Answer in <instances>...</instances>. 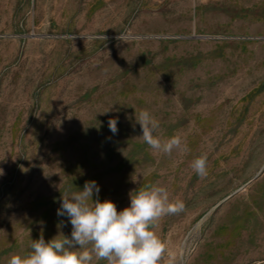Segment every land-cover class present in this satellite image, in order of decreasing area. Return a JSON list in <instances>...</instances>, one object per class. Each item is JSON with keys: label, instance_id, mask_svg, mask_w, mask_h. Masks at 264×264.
Wrapping results in <instances>:
<instances>
[{"label": "rangeland", "instance_id": "1", "mask_svg": "<svg viewBox=\"0 0 264 264\" xmlns=\"http://www.w3.org/2000/svg\"><path fill=\"white\" fill-rule=\"evenodd\" d=\"M141 109L187 150L150 149ZM0 169V264L70 237L61 195L92 180L118 211L184 201L163 264H264V0H0Z\"/></svg>", "mask_w": 264, "mask_h": 264}, {"label": "clouds", "instance_id": "2", "mask_svg": "<svg viewBox=\"0 0 264 264\" xmlns=\"http://www.w3.org/2000/svg\"><path fill=\"white\" fill-rule=\"evenodd\" d=\"M135 120L142 130L139 137L153 151L170 156L174 150H187L179 135L162 139L157 134L160 121L149 110H135ZM117 124L118 119L108 121L113 135L118 133ZM190 167L198 177H206L207 154L195 157ZM99 191L92 180L82 190L62 193L57 215L67 216L70 237L61 232L46 241L41 235L32 240L26 255L12 254L7 264H163L167 245L156 228L161 218L184 212V201L171 199L159 183H147L130 191V205L118 211L113 201L99 199Z\"/></svg>", "mask_w": 264, "mask_h": 264}]
</instances>
